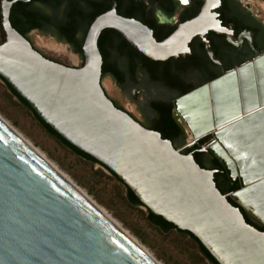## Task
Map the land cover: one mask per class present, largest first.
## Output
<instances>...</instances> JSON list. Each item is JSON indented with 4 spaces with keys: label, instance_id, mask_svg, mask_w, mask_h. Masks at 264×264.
Returning <instances> with one entry per match:
<instances>
[{
    "label": "water",
    "instance_id": "95a60500",
    "mask_svg": "<svg viewBox=\"0 0 264 264\" xmlns=\"http://www.w3.org/2000/svg\"><path fill=\"white\" fill-rule=\"evenodd\" d=\"M18 2L0 0V79L64 141L114 174L143 207L196 238L217 264H264V232L249 225L240 210L264 226V53L173 101L172 116L187 138L178 102L206 93L228 77L235 79L236 104L219 116L210 110L205 117L192 114L194 133L183 149L178 148L185 141L174 146L148 129L153 115L145 105L131 102L115 79L111 77L147 128L110 98L101 83L98 42L105 30L116 31L152 62L185 57L197 37L219 64L206 35H224L236 45L233 31L214 12L222 0H204L198 15L178 23L161 42L140 21L118 15L114 5L88 27L80 68L46 59L12 27L10 13ZM158 18L165 22L160 13ZM205 124L209 132H199ZM207 135H212L210 143L201 145ZM196 144L217 159L231 183L239 181L240 189L229 198L240 208L217 188L216 170L203 169L192 154L182 153ZM205 163L210 167L211 159ZM0 264L156 263L0 122Z\"/></svg>",
    "mask_w": 264,
    "mask_h": 264
},
{
    "label": "flooded vegetation",
    "instance_id": "af4514ba",
    "mask_svg": "<svg viewBox=\"0 0 264 264\" xmlns=\"http://www.w3.org/2000/svg\"><path fill=\"white\" fill-rule=\"evenodd\" d=\"M152 1L158 6L152 5L149 0H25L24 2L29 4L33 10L50 18H53L56 14L64 16L66 13L77 15L84 13H91L93 15L103 14L115 5L118 15L123 16L122 14L128 15L132 13L145 22L146 24H143L153 32V36L158 42L168 38L176 30L178 23H184L198 15L204 2V0H188V3H184L183 0ZM214 12L218 15V20L222 26L233 31L236 45L228 43L224 35L209 32L206 35V39L210 43L214 58L219 61V64H215L210 59L205 45L197 37L189 44L190 54L185 57L179 56L177 59L170 58L165 62H160L159 71L162 73L168 71L176 78L172 92H168L162 86L147 81L142 71L137 74V78L132 79L129 77L127 73L129 55L127 53L129 52V48H133L120 34L110 30V34L113 36L115 42L114 44L117 47L109 53L110 59L117 64L120 73L125 76V81L121 85H118L129 95L128 99L131 102L141 107L145 105L146 110H148L149 104L155 100L162 104L170 102L173 106V101L177 99L174 96L181 90L193 91L211 82L213 78L217 79L225 72L231 70L229 69L230 65H234V67L232 66L233 69L252 60L256 53H264V51L259 50V48L264 47V25L248 6L244 5L240 0H222L221 6ZM158 13L165 18V22L159 21ZM43 33L53 34L50 31ZM246 35L250 36L252 44H250ZM78 37L80 38L81 35ZM106 75L115 79L110 74L102 76ZM137 94L140 96L136 97ZM116 107L118 106L116 105ZM143 110L145 111V109ZM148 112L150 111L148 110ZM140 124L146 127L143 123ZM207 137L209 136L207 135L204 138ZM210 141L211 139L204 145H208ZM194 146H197V144ZM184 151L182 150L183 154ZM200 152L202 154L205 153L201 150ZM205 161L206 159L202 160L203 164L211 170V166H207Z\"/></svg>",
    "mask_w": 264,
    "mask_h": 264
},
{
    "label": "rangeland",
    "instance_id": "374dc122",
    "mask_svg": "<svg viewBox=\"0 0 264 264\" xmlns=\"http://www.w3.org/2000/svg\"><path fill=\"white\" fill-rule=\"evenodd\" d=\"M240 1L248 6L260 20L250 0ZM26 37L33 48L48 60L71 68H80L83 64L82 56L75 53L70 45L60 41L57 37L38 30L27 34ZM59 45H63L66 48V54H61L58 51ZM101 83L106 94L125 112L139 123H144L136 114L133 104L125 100L119 93L109 75L103 76ZM0 115L39 148L99 205L104 207L161 263L210 264L203 259L193 240L186 236H180L176 232L166 233L153 226L148 220L147 209L145 207H133L128 200L126 188L113 179L110 173L99 165H92L79 158L74 152L62 146L55 138L49 135L32 112L24 107L17 98L12 96L1 80ZM208 136L212 139V135ZM187 138H185V143L178 149L185 148Z\"/></svg>",
    "mask_w": 264,
    "mask_h": 264
},
{
    "label": "trees",
    "instance_id": "16d2710c",
    "mask_svg": "<svg viewBox=\"0 0 264 264\" xmlns=\"http://www.w3.org/2000/svg\"><path fill=\"white\" fill-rule=\"evenodd\" d=\"M25 0H22L21 2L16 3L13 5L10 13V22L12 27L20 33L22 36L26 38V34L33 30H38L41 32H48L50 31L54 35L58 37L59 40L65 41L68 45H70L75 53L80 54V49L83 44L84 36L86 34V31L92 21L95 17L99 16V14H91V13H84L82 15H77L73 13H66L64 16L62 14H56L53 16V18H50L42 13H39L35 10H33L29 4L24 2ZM150 3L154 6H158L154 3V1L149 0ZM50 2V1H49ZM124 17L127 18H136L137 20L143 22L141 19L136 17L134 14L130 13L128 15L122 14ZM110 30H105L102 32L98 46L102 55L103 59V67H102V75L110 74L112 75L119 85H121L125 81V76L120 73L119 68L117 64L110 59L109 53L116 49V45L114 44L113 36L110 34ZM81 35L79 38L78 36ZM259 50L264 51L263 48H259ZM129 55L128 58V76L132 79L137 78V74L142 71L145 75V78L147 81H150L151 83L162 86L166 89V91L172 92L174 89V82H176V78L171 75L172 73H169L168 71L160 72L159 67L161 66L160 62H152L151 60L147 59L140 53L136 52L133 49L129 48V52L127 53ZM82 56V55H81ZM232 66L230 65L229 69H232ZM216 78H213L211 81L215 80ZM8 88V90L11 92L12 96L17 98L19 102L29 109L36 120L42 125V127L46 130V132L51 135L53 138H55L62 146L69 149L70 151L74 152L79 158L91 163L92 165H99L102 169L110 173L106 168H104L102 165H100L97 161L92 159L90 156L78 151L76 148L69 145L66 141H64L58 134H56L48 125H46L41 119H39L36 114L30 109L28 104L21 99L2 79H0ZM180 82V81H179ZM191 90H181L175 98L181 97L187 93H189ZM172 103L170 102H164L163 104L157 100L150 103L148 106V110L153 115V122L152 125L148 127V129L159 132L162 135L163 139L170 140L174 145L178 142H184L185 136L181 129L176 125L175 121L172 117ZM211 138H203L200 140V144L204 145L207 143ZM192 153L196 162L198 165L203 169H208L203 164L202 160H205L207 158L211 159V170H216L217 173L215 174V183L219 191L225 195L228 196L229 202L235 206L239 207L233 200L229 198V195L237 190L240 189L239 181H235L234 183H231L228 179V176L222 167V165L211 156L210 153H201L200 148L197 146H194L192 148H186L184 151V154ZM210 170V169H209ZM111 177L115 179L119 184H124L112 173H110ZM126 193L129 202L133 207H143L142 204L138 201V199L134 196V194L126 187ZM241 209V208H240ZM244 218L246 222L258 229L259 231L264 232V226L260 224L258 221H256L254 218H252L247 212H245L243 209H241ZM147 216L149 222L155 226L156 228L166 232H176L180 236H186L194 241V243L197 245L200 254L202 255L203 259L208 261L210 264H217L216 261L211 257V255L204 249V247L199 243V241L194 238L191 234L188 232H183L178 230L173 224L168 223L165 221L162 217L153 215L149 210H147Z\"/></svg>",
    "mask_w": 264,
    "mask_h": 264
},
{
    "label": "bare ground",
    "instance_id": "6f19581e",
    "mask_svg": "<svg viewBox=\"0 0 264 264\" xmlns=\"http://www.w3.org/2000/svg\"><path fill=\"white\" fill-rule=\"evenodd\" d=\"M58 51L61 54H66L67 50L63 45H59ZM71 55V54H70ZM74 59V58H73ZM228 80L219 82L218 84L209 87L207 92H197L182 100L177 104V112L181 116L180 121L187 128L190 137L194 133L192 127V114L195 116L205 117L207 111L215 112V114L227 111L229 108H233V104H236L237 90L235 89L234 77H228ZM238 99V97H237ZM0 122L8 127L13 133H15L20 139H22L43 161H45L53 170H55L63 179H65L71 186H73L78 192H80L85 198H87L110 222L120 228L150 259L156 264L161 263L135 236L127 231L113 216L101 205H99L85 190L78 186L68 175H66L56 164H54L39 148H37L31 141L26 139L16 128H14L6 119L0 115ZM199 122V121H198ZM206 124L199 126V132H205L207 130ZM198 132V133H199ZM209 132L206 131L205 133ZM214 132V131H213ZM219 157L227 160V156L220 151L216 152ZM224 161V160H223ZM227 162H229L227 160ZM225 161V163H227ZM230 164V163H229ZM239 202L247 204L243 197H239Z\"/></svg>",
    "mask_w": 264,
    "mask_h": 264
},
{
    "label": "crops",
    "instance_id": "0c3cea01",
    "mask_svg": "<svg viewBox=\"0 0 264 264\" xmlns=\"http://www.w3.org/2000/svg\"><path fill=\"white\" fill-rule=\"evenodd\" d=\"M250 1L255 7V12L260 18L261 23L264 25V0H250Z\"/></svg>",
    "mask_w": 264,
    "mask_h": 264
},
{
    "label": "snow or ice",
    "instance_id": "6c2138e0",
    "mask_svg": "<svg viewBox=\"0 0 264 264\" xmlns=\"http://www.w3.org/2000/svg\"><path fill=\"white\" fill-rule=\"evenodd\" d=\"M184 3H188V0H183Z\"/></svg>",
    "mask_w": 264,
    "mask_h": 264
}]
</instances>
